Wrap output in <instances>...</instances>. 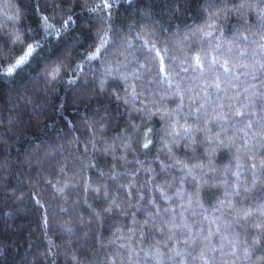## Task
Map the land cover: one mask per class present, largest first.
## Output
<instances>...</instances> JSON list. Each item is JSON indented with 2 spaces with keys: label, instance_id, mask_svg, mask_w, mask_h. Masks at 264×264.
I'll list each match as a JSON object with an SVG mask.
<instances>
[{
  "label": "trees",
  "instance_id": "trees-1",
  "mask_svg": "<svg viewBox=\"0 0 264 264\" xmlns=\"http://www.w3.org/2000/svg\"><path fill=\"white\" fill-rule=\"evenodd\" d=\"M0 264H264V0H0Z\"/></svg>",
  "mask_w": 264,
  "mask_h": 264
},
{
  "label": "snow or ice",
  "instance_id": "snow-or-ice-1",
  "mask_svg": "<svg viewBox=\"0 0 264 264\" xmlns=\"http://www.w3.org/2000/svg\"><path fill=\"white\" fill-rule=\"evenodd\" d=\"M31 52V50H29V53ZM24 59H27V57L25 56V58ZM20 63H23V60L22 61H20ZM225 71H227V69H225Z\"/></svg>",
  "mask_w": 264,
  "mask_h": 264
}]
</instances>
